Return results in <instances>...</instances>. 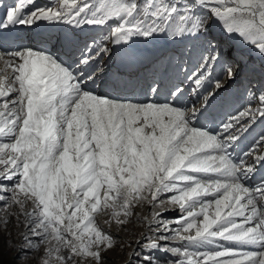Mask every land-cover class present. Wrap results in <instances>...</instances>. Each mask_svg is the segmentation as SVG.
Returning a JSON list of instances; mask_svg holds the SVG:
<instances>
[{"label": "snow or ice", "instance_id": "obj_1", "mask_svg": "<svg viewBox=\"0 0 264 264\" xmlns=\"http://www.w3.org/2000/svg\"><path fill=\"white\" fill-rule=\"evenodd\" d=\"M12 35L0 46V230L18 264H110L125 246L124 264H264V133L242 147L264 125V0H0V45ZM158 41L175 47L141 62V98L106 91L107 61ZM170 70L183 79L162 91ZM233 85L240 106L207 127ZM144 205L147 231L118 240L112 226Z\"/></svg>", "mask_w": 264, "mask_h": 264}, {"label": "rangeland", "instance_id": "obj_2", "mask_svg": "<svg viewBox=\"0 0 264 264\" xmlns=\"http://www.w3.org/2000/svg\"><path fill=\"white\" fill-rule=\"evenodd\" d=\"M214 34L219 35V32L214 29ZM227 47L228 45H225V48ZM235 47L239 49L240 46L236 44ZM237 55L239 56V52L237 53ZM244 57H247L246 53H244L243 57L240 58L243 59ZM256 63L258 64L259 61H257ZM241 67L245 66L241 65ZM13 211H15V209H13ZM0 215H2V213H0ZM150 215L151 213L147 205L137 207L135 209V215L130 218L129 222L124 226L123 229L113 225L110 230L118 240H123L125 242H134L141 233L147 231V221H145L144 218L150 217ZM179 215L181 214L178 211L168 212L164 214L163 219L165 221H174ZM99 219L102 222L104 217H100ZM171 226L175 227L176 225L172 224ZM9 230L12 232L11 242L13 244H19L20 238L17 235V232L24 231L23 226L21 225L19 229H16L10 224ZM8 240V235L3 230H0V264H18V262L15 260V257L18 254L17 249L13 248L12 250H8L6 245V241ZM133 247H135L134 243ZM130 250L131 249L125 246L123 248V253H126ZM123 253L119 247H117L114 251L109 252L107 255L109 257L110 264H124L125 255ZM19 264H35V262L32 259H27L23 262H19Z\"/></svg>", "mask_w": 264, "mask_h": 264}, {"label": "bare ground", "instance_id": "obj_3", "mask_svg": "<svg viewBox=\"0 0 264 264\" xmlns=\"http://www.w3.org/2000/svg\"><path fill=\"white\" fill-rule=\"evenodd\" d=\"M253 54H255V53H253ZM0 66L2 67L3 65H2V64H0Z\"/></svg>", "mask_w": 264, "mask_h": 264}]
</instances>
